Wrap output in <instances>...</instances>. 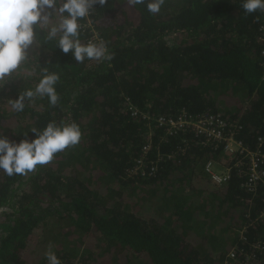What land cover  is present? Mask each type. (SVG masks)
Masks as SVG:
<instances>
[{
	"label": "trees",
	"instance_id": "obj_1",
	"mask_svg": "<svg viewBox=\"0 0 264 264\" xmlns=\"http://www.w3.org/2000/svg\"><path fill=\"white\" fill-rule=\"evenodd\" d=\"M243 3L164 0L155 15L128 0L96 5L81 39L104 41L111 60L33 45L0 86V134L32 140L55 121L78 124L82 138L27 175L0 171V264H47L49 246L61 264H264V184L247 186L246 160L156 121L219 114L264 155V11ZM45 68L60 75L57 105L34 98L15 112L9 99ZM151 138L158 170L129 172ZM210 161L231 167L229 181L212 180Z\"/></svg>",
	"mask_w": 264,
	"mask_h": 264
},
{
	"label": "clouds",
	"instance_id": "obj_2",
	"mask_svg": "<svg viewBox=\"0 0 264 264\" xmlns=\"http://www.w3.org/2000/svg\"><path fill=\"white\" fill-rule=\"evenodd\" d=\"M133 5L146 8L147 12L159 13L164 0H128ZM108 4V0H0V86L30 59V49L55 41L63 53H72L78 63L111 60L112 55L102 40L83 42L81 34L84 21L96 10ZM247 13L264 11V0H244ZM43 35V42L38 36ZM60 75L43 70L34 88H28L16 99H9L12 109L23 112L26 102L34 98H47L51 106L59 102L57 85ZM35 139L20 142L0 134V171L7 176L27 175L37 166L53 161L55 155L79 144L82 130L76 123L49 122L43 130L32 128ZM221 167V166H220ZM222 168V167H221ZM232 173V171H231ZM47 264H61L55 251L49 246Z\"/></svg>",
	"mask_w": 264,
	"mask_h": 264
},
{
	"label": "built area",
	"instance_id": "obj_3",
	"mask_svg": "<svg viewBox=\"0 0 264 264\" xmlns=\"http://www.w3.org/2000/svg\"><path fill=\"white\" fill-rule=\"evenodd\" d=\"M98 38L95 32L93 37ZM264 41V27L262 28V35L260 37ZM264 43V42H263ZM264 53V49H263ZM136 109L134 110V114ZM143 115V114H142ZM149 115L144 114L143 118L149 119ZM157 123L160 126H164L169 130V133L174 132H187L192 130L196 137H198L200 144L203 146L215 145L218 147L221 143H225L223 150L229 156H242V159L246 161L240 162L239 164H246L247 174H248V184L250 188H255L256 186L264 184V169L262 164L264 163V155L259 152L253 151L251 148L244 145L243 141L237 139L233 133H227V120L219 114L205 112L201 114L198 118L192 119L191 116L187 114H182L179 117H167L160 116L157 118ZM172 135V134H171ZM154 141L152 138L142 149V157L136 161V164L129 170L136 174L145 175L146 173H155L162 158L156 161H152L150 158V153ZM237 164L236 166H239ZM210 161L206 166V171L210 174L212 180L218 184L225 183L231 178V167L225 166L221 163H216ZM222 168H221V167ZM218 167L222 170L218 171ZM235 250L232 249L230 256H235ZM247 264H259L257 259L247 260Z\"/></svg>",
	"mask_w": 264,
	"mask_h": 264
},
{
	"label": "rangeland",
	"instance_id": "obj_4",
	"mask_svg": "<svg viewBox=\"0 0 264 264\" xmlns=\"http://www.w3.org/2000/svg\"><path fill=\"white\" fill-rule=\"evenodd\" d=\"M32 48H33V46H32ZM32 48H31V50H33ZM217 169H218V171L222 170L220 167H218ZM145 264H147V263H145Z\"/></svg>",
	"mask_w": 264,
	"mask_h": 264
},
{
	"label": "bare ground",
	"instance_id": "obj_5",
	"mask_svg": "<svg viewBox=\"0 0 264 264\" xmlns=\"http://www.w3.org/2000/svg\"><path fill=\"white\" fill-rule=\"evenodd\" d=\"M232 251V250H231ZM235 252V251H234ZM231 253V252H230ZM230 253H229V255H230ZM236 257V254H235V256L233 257V258H235Z\"/></svg>",
	"mask_w": 264,
	"mask_h": 264
},
{
	"label": "flooded vegetation",
	"instance_id": "obj_6",
	"mask_svg": "<svg viewBox=\"0 0 264 264\" xmlns=\"http://www.w3.org/2000/svg\"><path fill=\"white\" fill-rule=\"evenodd\" d=\"M154 143H155V141H154Z\"/></svg>",
	"mask_w": 264,
	"mask_h": 264
}]
</instances>
